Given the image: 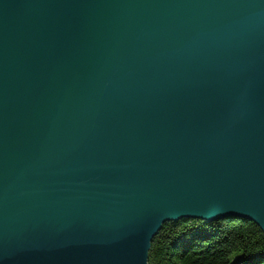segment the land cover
I'll use <instances>...</instances> for the list:
<instances>
[{"label":"water","instance_id":"1","mask_svg":"<svg viewBox=\"0 0 264 264\" xmlns=\"http://www.w3.org/2000/svg\"><path fill=\"white\" fill-rule=\"evenodd\" d=\"M231 216L264 231V0H0V264Z\"/></svg>","mask_w":264,"mask_h":264},{"label":"trees","instance_id":"2","mask_svg":"<svg viewBox=\"0 0 264 264\" xmlns=\"http://www.w3.org/2000/svg\"><path fill=\"white\" fill-rule=\"evenodd\" d=\"M149 264H264V231L237 216L167 222L152 241Z\"/></svg>","mask_w":264,"mask_h":264}]
</instances>
